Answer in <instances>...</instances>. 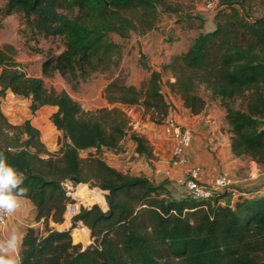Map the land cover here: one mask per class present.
<instances>
[{"label":"trees","instance_id":"obj_1","mask_svg":"<svg viewBox=\"0 0 264 264\" xmlns=\"http://www.w3.org/2000/svg\"><path fill=\"white\" fill-rule=\"evenodd\" d=\"M5 1L4 15L22 13L38 34L63 40L64 49L46 57L42 72H58L69 82L95 72L113 74L123 56V44L113 34L144 36L159 27L161 13L178 11L168 0ZM250 3L218 0L211 29L200 30L160 69L140 59L150 69L140 87L116 73L104 88L109 106L93 110L66 90L48 87L42 77L28 75L12 44L0 47V97L11 92L29 98L31 114L45 105L57 107L51 120L66 138L51 151L31 118L12 122L0 100V151L24 174L26 199L44 223L43 232L34 226L24 232L23 264H264V190L255 194L262 188L233 186L208 199L185 189L174 194L103 158L106 150L119 151L128 137L138 153L153 157L149 139L132 130L121 105L140 104L162 125L173 108L171 93L194 115L218 101L233 156L264 170V14L254 16ZM73 177L106 191L107 208L82 207L70 229L58 230L50 221L64 222L67 205L75 200L66 186L75 188ZM79 221L91 230L86 247L71 235Z\"/></svg>","mask_w":264,"mask_h":264},{"label":"rangeland","instance_id":"obj_2","mask_svg":"<svg viewBox=\"0 0 264 264\" xmlns=\"http://www.w3.org/2000/svg\"><path fill=\"white\" fill-rule=\"evenodd\" d=\"M168 1L178 8V11L161 13L157 29L144 36L133 33L128 38H121L113 34L114 40L123 44L121 63L113 74L95 72L76 82H69L58 72L52 76L44 75L42 72L43 61L49 54H56L64 49L63 40L58 36L38 34L27 23V19L22 13L4 15L5 0H0V47L4 44H12L17 49L16 59L22 70L28 75L42 77L48 87L53 86L57 89L66 90L81 103L84 109L93 110L102 106H109L104 97V88L116 73L120 72L128 84H135L140 87L150 77V69L144 67L140 59L150 65L151 68L160 69L161 64L167 61L168 54L184 50L189 45L190 38H194L200 30H207L212 27V17L218 7L208 8L207 3L210 0ZM249 7L254 16L264 14V0H251ZM142 53L145 54L143 58H141ZM168 76L167 74L164 75V80ZM164 90L166 89L164 88ZM0 100L2 109L12 122L20 123L26 118H31L32 123L41 130L42 139L51 151L58 150L66 141L63 132L58 130L51 120V116L57 107L45 105L35 114H31L29 98L9 92L6 97H0ZM216 103L219 102L216 101ZM121 106L130 117L132 130L149 139L154 155L149 158L138 153L135 142L128 137L123 141L119 151L106 150L103 152V158L123 171L147 176L155 184H161L164 189L165 187L170 188L174 194L181 192L183 186L179 184L178 179L186 176L185 169L172 165L173 144L169 141L170 138L164 134L163 124H154L150 119V114L146 113L140 104ZM89 152L88 150L82 151V156H87ZM243 164L245 167H242L243 171L240 173H243L242 178L245 180H240L238 176L229 171L235 179L233 186L240 191L254 190V186L259 183V178L264 174H261L262 171H258L249 159H244ZM254 182L256 183L254 184ZM258 187L260 186L257 185L255 188ZM105 193L106 191L98 186L81 183L75 186L73 197L83 201L87 206L98 204L102 209H106ZM21 221L27 226L26 229L29 226H34L42 232L44 231V223L37 221L36 218L24 217ZM66 225H58L50 221L51 227L64 230L71 228L72 220L68 228H65ZM83 226L86 225L79 221L77 226L71 229V235L75 243L80 242L86 247L92 241L91 230L89 227V230L87 227L81 229ZM76 233L79 234V239L75 237Z\"/></svg>","mask_w":264,"mask_h":264},{"label":"crops","instance_id":"obj_3","mask_svg":"<svg viewBox=\"0 0 264 264\" xmlns=\"http://www.w3.org/2000/svg\"><path fill=\"white\" fill-rule=\"evenodd\" d=\"M191 39L192 38H190V40ZM184 50H178L175 53ZM175 53L168 54L166 62H168L171 56ZM169 96L173 102V108L171 109L170 114L178 121L188 125L193 131L192 143L187 148L186 155L189 163H199L203 167L200 181L211 184L215 177L223 170L228 172L231 171L234 175L238 176L240 180H245V178H242L243 173H240L243 171L242 167H245L243 164L244 159L234 157L232 154L230 134L228 131L229 125L225 121V113L219 106V103L217 104L215 100L210 101L202 113L194 115L190 114V112L183 106V101L180 96L171 93H169ZM169 141L173 144L171 139ZM250 163L253 164L258 171L261 170L255 161L250 160ZM110 165L115 166L113 164ZM244 171H246L245 168ZM261 171V174H264V170ZM255 183L256 182H254V184ZM257 185L260 186L258 188H262L255 192V194L259 195L264 190V176L259 178V183H257L253 189H256L255 187ZM248 188L251 189V187ZM24 217L35 218L34 207L28 199H25L22 206L13 213L12 218L8 221L3 232H0V238L9 235L13 229H19L22 239L27 227L21 221ZM55 224H67V227L65 226V228H68L71 224V220L66 219L63 223ZM87 229L89 230L88 227Z\"/></svg>","mask_w":264,"mask_h":264},{"label":"built area","instance_id":"obj_4","mask_svg":"<svg viewBox=\"0 0 264 264\" xmlns=\"http://www.w3.org/2000/svg\"><path fill=\"white\" fill-rule=\"evenodd\" d=\"M218 4L216 0H210L207 3L208 8H215ZM164 134L173 141V149L171 162L175 167H184L185 177L179 178L178 182L183 186V189L191 193L196 198L208 199L215 193L224 190H230L235 184V179L226 170L221 171L214 179L211 185H207L200 181L202 167L197 163H189L186 155L187 148L191 145L193 139L192 129L178 121L174 116L169 115L163 123ZM69 192L73 196L75 188L69 183L66 184ZM82 207L87 206L83 201L75 199L67 205L65 212L66 219L72 220L77 215ZM11 214L0 215V232H3Z\"/></svg>","mask_w":264,"mask_h":264},{"label":"clouds","instance_id":"obj_5","mask_svg":"<svg viewBox=\"0 0 264 264\" xmlns=\"http://www.w3.org/2000/svg\"><path fill=\"white\" fill-rule=\"evenodd\" d=\"M25 176L7 162V156L0 151V215L14 213L27 198L28 189L24 186ZM22 240L19 229L0 238V264H23L21 255Z\"/></svg>","mask_w":264,"mask_h":264},{"label":"water","instance_id":"obj_6","mask_svg":"<svg viewBox=\"0 0 264 264\" xmlns=\"http://www.w3.org/2000/svg\"><path fill=\"white\" fill-rule=\"evenodd\" d=\"M71 180H72V181H75L77 184H80V183H81L80 180H79L78 178H74V177H73V178H71Z\"/></svg>","mask_w":264,"mask_h":264},{"label":"bare ground","instance_id":"obj_7","mask_svg":"<svg viewBox=\"0 0 264 264\" xmlns=\"http://www.w3.org/2000/svg\"><path fill=\"white\" fill-rule=\"evenodd\" d=\"M80 184H81V183H80ZM80 186H81V185H80ZM79 192H80V191H79ZM83 228H85V227H82L81 229H83ZM78 236H79V234L76 233V234H75V237H76L77 239H79Z\"/></svg>","mask_w":264,"mask_h":264}]
</instances>
